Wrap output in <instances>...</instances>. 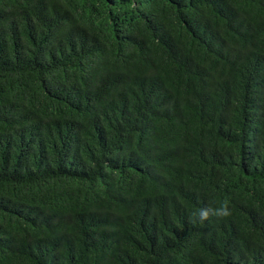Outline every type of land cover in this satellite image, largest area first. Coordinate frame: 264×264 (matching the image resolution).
<instances>
[{
    "label": "trees",
    "instance_id": "1",
    "mask_svg": "<svg viewBox=\"0 0 264 264\" xmlns=\"http://www.w3.org/2000/svg\"><path fill=\"white\" fill-rule=\"evenodd\" d=\"M0 264H264V0H0Z\"/></svg>",
    "mask_w": 264,
    "mask_h": 264
},
{
    "label": "clouds",
    "instance_id": "2",
    "mask_svg": "<svg viewBox=\"0 0 264 264\" xmlns=\"http://www.w3.org/2000/svg\"><path fill=\"white\" fill-rule=\"evenodd\" d=\"M231 215V209L229 207V202L225 201L221 204L220 207L212 208H201L197 213L193 214V223H203L205 220H208L210 217H216L217 219L227 218Z\"/></svg>",
    "mask_w": 264,
    "mask_h": 264
}]
</instances>
